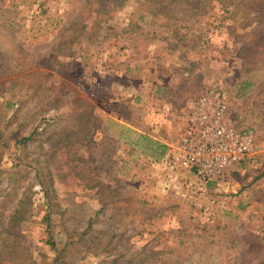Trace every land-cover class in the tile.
Instances as JSON below:
<instances>
[{
  "label": "rangeland",
  "instance_id": "374dc122",
  "mask_svg": "<svg viewBox=\"0 0 264 264\" xmlns=\"http://www.w3.org/2000/svg\"><path fill=\"white\" fill-rule=\"evenodd\" d=\"M206 1L0 0V229L25 217L24 264L106 263L86 248L107 234L175 264L264 259V33L241 0ZM212 93L253 147L204 181L164 160Z\"/></svg>",
  "mask_w": 264,
  "mask_h": 264
},
{
  "label": "built area",
  "instance_id": "2783aa9c",
  "mask_svg": "<svg viewBox=\"0 0 264 264\" xmlns=\"http://www.w3.org/2000/svg\"><path fill=\"white\" fill-rule=\"evenodd\" d=\"M226 112L219 94L203 96L186 119L182 138L171 147L164 164L208 181L245 158L253 147L252 136L230 127L225 121Z\"/></svg>",
  "mask_w": 264,
  "mask_h": 264
},
{
  "label": "trees",
  "instance_id": "16d2710c",
  "mask_svg": "<svg viewBox=\"0 0 264 264\" xmlns=\"http://www.w3.org/2000/svg\"><path fill=\"white\" fill-rule=\"evenodd\" d=\"M110 1L115 2L121 0H110ZM170 1L172 2L170 3ZM176 2L177 0H160V4L163 3L162 4L163 11H166V8L170 7L171 5L175 6ZM178 2H179L178 6L182 7V11H192L195 13L199 11L197 13L198 17L203 16L205 10L207 9V7H209L208 2L206 0L197 1L195 3L188 1L184 2V0H178ZM157 4L159 3L157 2ZM236 6H239L240 10L246 15L245 19L250 18L252 22L251 24H256L253 30L250 33H248L247 36H251L252 34H257V31L259 33H264V17H250L251 13L254 14L258 10L264 11V0H241V3L240 2L236 3ZM99 7H101V5ZM98 10L104 12L106 11L105 8H99ZM180 29L187 31L188 28L181 27ZM242 48H243V52L241 53V56L246 57L247 51H248V55L252 59H256V57H259L261 55V53L256 52L254 46L251 45V42L244 43L242 45ZM37 131L38 130L31 133L28 137L23 138L21 140V143L29 144L30 141L36 140L35 139L36 134L39 135ZM38 177H39V179H37L38 184L43 189L46 197L49 198L48 197L49 187L47 186V182L42 181L41 176L38 175L37 178ZM21 217L22 215L20 212H15V214L9 220L8 224L3 225L1 227L0 250L2 249V251H4L5 254L7 252L11 254H15L14 257H16L17 260H15L14 262H18V263L21 262L24 264L27 259V257L26 258L24 257L26 256V252L29 251V245L26 242V237L24 236V233L20 228L22 220L25 219V217L23 218ZM76 235L79 236L78 233H76ZM158 237H160V235ZM48 244L51 245L53 250L55 251L58 250L57 243L51 241L48 242ZM242 244L247 245L249 247V244L247 243H242ZM86 249L92 250L91 254H93L96 257L97 256L106 257L104 261H107L108 258H112L111 260L103 264H159L161 262L162 264H175V263H169L168 260L163 261L162 256L164 255L165 252H167V250H169V248L166 247V245H163L162 248L161 244H159L158 241L156 240L150 242L148 245L142 247L141 249H136L135 246L119 247V244L115 242L114 237H112L110 234H107L101 240L97 241L96 243L92 244L90 247ZM56 261L58 263L61 262L60 264H69V263H63L60 258H57ZM4 262L5 259L0 260V264H3ZM255 264H264V259H261L258 263L255 262Z\"/></svg>",
  "mask_w": 264,
  "mask_h": 264
}]
</instances>
